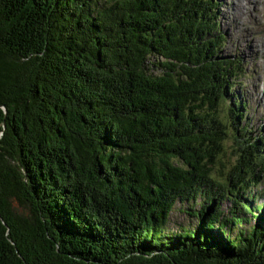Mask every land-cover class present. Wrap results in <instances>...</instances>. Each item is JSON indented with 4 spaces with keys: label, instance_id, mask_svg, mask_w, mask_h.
Wrapping results in <instances>:
<instances>
[{
    "label": "trees",
    "instance_id": "16d2710c",
    "mask_svg": "<svg viewBox=\"0 0 264 264\" xmlns=\"http://www.w3.org/2000/svg\"><path fill=\"white\" fill-rule=\"evenodd\" d=\"M213 1L0 0V264H264V141Z\"/></svg>",
    "mask_w": 264,
    "mask_h": 264
},
{
    "label": "rangeland",
    "instance_id": "374dc122",
    "mask_svg": "<svg viewBox=\"0 0 264 264\" xmlns=\"http://www.w3.org/2000/svg\"><path fill=\"white\" fill-rule=\"evenodd\" d=\"M244 1L214 0L209 4L213 5L218 33L223 38L215 44L214 52L221 58L235 62V68L230 75L232 87L229 93L233 98H237L238 103L244 104L240 117L243 125L248 127L251 137L264 141V0H251V3ZM227 129H231V125L228 124ZM234 149L233 140L228 141L221 157L222 164L210 172L217 182L226 184L225 175L234 168ZM255 192L257 194L251 200L252 205L261 207L259 215L264 216V177ZM204 199L203 196L199 197L197 202L191 205L178 203L171 214L168 232L176 233L182 227H196L197 220L192 218L190 213L193 212L192 209L197 211L200 203H205ZM219 206L227 217H230L232 209H235L233 201L229 199L221 201ZM253 223L254 219H251L249 225L242 224L241 228L248 229Z\"/></svg>",
    "mask_w": 264,
    "mask_h": 264
},
{
    "label": "bare ground",
    "instance_id": "6f19581e",
    "mask_svg": "<svg viewBox=\"0 0 264 264\" xmlns=\"http://www.w3.org/2000/svg\"><path fill=\"white\" fill-rule=\"evenodd\" d=\"M244 2H247V3L249 2V3H251V0H245Z\"/></svg>",
    "mask_w": 264,
    "mask_h": 264
}]
</instances>
